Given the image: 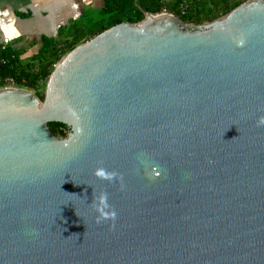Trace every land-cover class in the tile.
<instances>
[{"label": "water", "instance_id": "water-1", "mask_svg": "<svg viewBox=\"0 0 264 264\" xmlns=\"http://www.w3.org/2000/svg\"><path fill=\"white\" fill-rule=\"evenodd\" d=\"M139 10L0 88V264H264V0Z\"/></svg>", "mask_w": 264, "mask_h": 264}, {"label": "trees", "instance_id": "trees-1", "mask_svg": "<svg viewBox=\"0 0 264 264\" xmlns=\"http://www.w3.org/2000/svg\"><path fill=\"white\" fill-rule=\"evenodd\" d=\"M174 0L165 4L162 0H104V6L94 17L72 30L70 38L56 41L45 38L38 53L22 59L21 53L11 46L0 49V88L11 79L18 88L33 92L42 101L44 88L55 64L81 42L119 23H138L144 16L139 8L149 14L171 13L183 23L198 26L225 15L244 0H186V10L181 14L180 4ZM50 130L60 138H66L69 128L61 123H48Z\"/></svg>", "mask_w": 264, "mask_h": 264}, {"label": "crops", "instance_id": "crops-1", "mask_svg": "<svg viewBox=\"0 0 264 264\" xmlns=\"http://www.w3.org/2000/svg\"><path fill=\"white\" fill-rule=\"evenodd\" d=\"M162 1L170 4L174 0ZM103 6L104 0H0V44L8 40L22 59L30 58L45 38H70L72 30Z\"/></svg>", "mask_w": 264, "mask_h": 264}, {"label": "built area", "instance_id": "built-area-1", "mask_svg": "<svg viewBox=\"0 0 264 264\" xmlns=\"http://www.w3.org/2000/svg\"><path fill=\"white\" fill-rule=\"evenodd\" d=\"M185 1L186 0H184L183 3L180 4L181 14H184L185 10H186V2ZM7 45H8V40H3L2 43L0 44V49L4 50L7 47ZM4 86H15V84L11 79H7L4 83Z\"/></svg>", "mask_w": 264, "mask_h": 264}, {"label": "clouds", "instance_id": "clouds-1", "mask_svg": "<svg viewBox=\"0 0 264 264\" xmlns=\"http://www.w3.org/2000/svg\"><path fill=\"white\" fill-rule=\"evenodd\" d=\"M260 123H264V119H261Z\"/></svg>", "mask_w": 264, "mask_h": 264}, {"label": "rangeland", "instance_id": "rangeland-1", "mask_svg": "<svg viewBox=\"0 0 264 264\" xmlns=\"http://www.w3.org/2000/svg\"><path fill=\"white\" fill-rule=\"evenodd\" d=\"M95 15H93V17H94Z\"/></svg>", "mask_w": 264, "mask_h": 264}]
</instances>
